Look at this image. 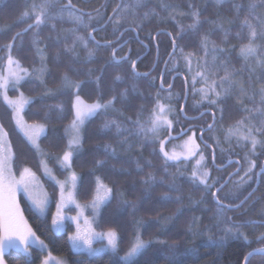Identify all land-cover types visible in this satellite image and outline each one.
I'll return each instance as SVG.
<instances>
[{"label": "trees", "instance_id": "16d2710c", "mask_svg": "<svg viewBox=\"0 0 264 264\" xmlns=\"http://www.w3.org/2000/svg\"><path fill=\"white\" fill-rule=\"evenodd\" d=\"M32 2L33 0H0V29H6V31L0 33V46L6 44L14 33L22 30L27 24L34 21L33 16L31 20L18 22L25 10L31 11L30 5ZM36 2H39V0H36ZM60 2L66 3L67 0H60ZM72 2L77 7L84 9L85 12L99 7L104 14L99 24L93 21L94 27L100 29L103 26L102 30L93 33L96 40L101 42L105 40L115 41L117 36H120L119 32L113 34V24L108 23L105 25V21H107L108 15L112 13L113 7L118 3H122V0H72ZM123 2L130 3L131 0H123ZM160 2L161 0H144L143 5L136 9L135 16L129 13L128 19L130 21L135 19L142 26L138 34L137 32L127 31L124 32L123 36H120L119 40V44L122 47L118 50L117 55L122 56L131 49L130 59L137 60L136 70L138 72L149 73L146 77L133 78L130 63H124L119 66L106 63L109 61L112 49L104 47L96 49L95 42L91 40H89L88 47L95 50V58L91 61L85 59L87 49L82 46L77 47L78 58L66 52L65 45H71L73 39L72 33L68 30L76 27L67 18L66 14L63 20H50L47 24L41 26L38 45L32 43L33 33L29 32L22 37V43L21 40H17V47L12 50V55L21 62L24 68L29 70L33 69V67L39 68L41 66V55L37 52L38 48L43 49L42 54L46 57L45 65L47 71L45 72L43 84L35 76H30L22 82L18 91L10 89L9 93L13 96L19 92H23L26 96L34 98L33 102L23 112L24 119L28 123L45 125L46 131L40 138L39 144L41 150L48 154V156L38 155L24 135L15 127L11 110L1 101L0 125H3L4 130L8 132V138L15 153L14 172L18 174L23 168H30L38 175L43 185L52 194H57L58 189L43 174L40 161L41 159H48V163L56 170L57 175L63 174L56 165L55 159L48 157L62 155L66 149L68 137L65 135V128L73 118L71 104L74 97L70 91H65L63 94L56 96H48L45 94L46 89L57 88L61 83L62 75L67 73L73 80L84 81L79 94L82 98L92 102L97 99V86L95 80L87 76V69H95V75L99 73V70L103 66L104 76L100 85V89L104 93L103 99L107 100L113 94V88L116 93L125 89L128 91V100L126 102L117 101L115 105L116 109H118L117 112L110 111L106 115L101 113L86 122L82 130V152L78 157L74 158L72 163V170L83 178L76 192V198L79 202L85 204L92 199L95 193V178L97 176H100L103 182L113 189V198L110 203L102 208L96 229L98 231H106L109 228L116 230L120 237L118 255L114 256L110 253H103L91 257L86 253L73 251L68 240L69 234L74 229L72 225H68L65 232L54 233L52 231L51 215L37 218L29 210L30 207L26 201L23 198L20 199V208L24 218L33 231L48 245V250L51 254L66 257L69 264H123V262L119 261V256H123L128 250L135 241L137 233L144 240L151 239L152 244L134 260L133 264H242L246 253L252 249L264 246V240L255 242L256 237L264 233V220H259L261 223L255 225L244 224L241 228V231L253 241L250 244L245 243L243 239L234 238L227 239L220 246L210 243L208 241L209 235L214 240H218L224 233L219 228L213 226L215 224L214 214L216 207L212 202L210 194H208L203 203L197 205L191 204L188 199L191 196L192 199L199 200L201 193L204 191L202 187H195L190 182L189 177L193 171L192 159L181 161L179 165L170 162L167 165V171H165L162 154H159L158 142L155 144L148 143L141 150L140 141L142 138L132 137L130 143H132L133 147L131 150H126V146L121 147L118 143L121 137L115 134L114 127L110 131L102 127L106 119H117L124 127H130L125 119L126 117L131 116L135 119L137 112L143 106V115L140 117L143 120L150 115L151 109L156 104V100L159 99L175 109V112L172 114L174 137L181 132V129H185L186 134L190 130L197 129L194 126L195 124H199L201 128L205 129L212 122V114L206 113L200 118L193 120H187L182 116L180 108L184 102L186 92H188L187 101L184 106V114L187 117L194 118L207 110L216 113L213 129L203 134V141H206L210 147H207L199 139L201 128L195 130L196 138L207 154L206 166L210 169L213 178L219 177L223 183L225 181L224 178H227L230 171L237 168L233 166L235 163L227 166L225 169L219 170L215 168L212 163V150L216 155L215 164L217 166H223L229 159L234 160L236 156L242 159L243 155L251 153L250 143L245 144L244 147H240L235 137H232L230 140L226 139V131L230 126L235 127L236 122L247 115L243 111L245 106L248 108L261 106L259 105V95H256L254 100L249 99L243 96L239 92V87H237L227 97L222 99L218 105L210 106L209 104H205L197 111L188 112L191 99L197 98L200 95L196 91L192 97L193 84L191 85L189 80L191 79L192 81V76L202 70V67L197 66L198 61L203 65L206 59L209 68L215 73V76H209V81L211 79H217L218 81L219 77L224 76L225 66L229 71L234 70L236 73L234 79L238 84H244L248 89L249 95H251L253 88H258L261 83H264V71L259 68L255 72L250 71V66L255 64V59L245 60L240 55L241 46L248 43V30L240 28V20L247 14V5L251 0H236V2L243 5L238 17L235 15L231 0L219 6L215 3V0H165L167 3L179 5L175 11L172 9H162ZM256 2L260 3V0H256ZM190 3L200 10L202 23L196 31H188L178 39L176 55L173 57V61L167 65L163 79V88H161V71L165 70V60H168L169 53L173 51L172 37L168 33L175 34L179 30L177 22L182 25L192 23L190 15L182 16L178 14L180 12L189 13L191 11L188 7ZM151 9H155L158 15H150L144 18V13ZM255 12L259 15H264V8L258 7ZM173 14H175V20L171 18ZM93 15H95L94 11ZM218 19L224 22L222 30L217 29L212 23ZM228 19H232L234 22L228 24ZM85 21L87 22V17H85ZM52 24H55V28L52 27ZM127 26V24L124 25V27ZM77 30L79 34L86 35L87 30L85 28L78 27ZM225 32L228 33L227 38L224 36ZM238 33L239 36L237 35ZM203 35H208L211 41L224 49L223 53H216L217 61L215 65L212 64L213 54L211 52L205 57L204 49L201 46V36ZM256 43L260 46V52L264 53V38H258ZM113 47H116V44H113ZM180 48L183 49L184 54L194 53L191 58V72L188 70L187 62L180 55ZM0 52L4 57L8 55L6 49L0 50ZM158 56L159 58H157ZM220 61H224L225 65H221ZM173 63L176 64L175 69H173ZM117 73L123 77V82H117L113 85L112 78ZM176 74H181L182 76H178L172 81L173 76ZM169 84L172 85L171 99H169ZM203 84L204 81L199 80L195 84V88L199 89ZM133 85L136 88L135 92L132 91ZM219 90L218 88L217 91ZM141 93L143 95H140ZM157 93H159V96H157ZM61 103L65 107L63 114L52 107ZM220 108L224 109L222 119L219 111ZM121 112L123 116L120 115ZM46 116L47 118L45 119ZM262 122H264V116H256L252 124L255 127H264V123ZM186 134L179 135L178 138L172 140H178ZM122 135H127V133H123ZM258 137L264 140V136ZM105 143L116 147L117 154L115 157L109 156L107 163L102 168L91 171L95 160L105 158L103 151ZM255 154L259 159L264 157V143L256 147ZM147 161H151V167L147 166ZM137 162L142 165V171H137ZM177 168L182 173V175L177 174L175 178L178 190L172 191L170 194L173 197L177 195L183 196L180 204L186 210L182 215L168 222L167 226L162 229L160 223L156 222L158 214L161 219L166 216H172L175 209L179 206L177 203L162 202L159 199L161 193L169 192V184L172 183L173 175L177 173ZM121 169H125L126 171H121ZM149 172L154 175L155 181L154 186L151 188V195L145 198V186L141 183V178ZM238 173L224 187L227 190L229 189L226 194L237 192L235 188L236 182L239 180L236 177ZM234 180L235 182H233ZM261 181L258 185L259 188L260 184H262L258 193L254 196L257 192L256 190L243 207L234 210L236 211L235 213L229 211L227 213L228 216H240L241 218L264 216V180ZM252 186L253 183H249L247 185L248 189L244 188V191L239 194L238 199H229L225 203H239L252 191L254 188ZM119 193H123V197ZM220 195L224 194L220 193ZM121 199L137 201V210L133 212L131 207H121ZM254 200H257L258 203L255 206H251ZM53 204L54 201L52 207ZM193 216L200 218L201 227L205 225L210 226L205 230L204 234L196 237L186 233L188 222ZM137 221H143V226L138 224ZM234 221L244 222L248 220ZM173 242H176L178 249L174 260L170 262L165 259V255L168 253V245H171ZM189 247L195 248V253L184 254V249ZM30 252L31 256L26 257L19 250L9 249L5 252L4 259L6 264H40L45 253L33 247L30 248ZM259 260L264 264V256H254L248 264H258Z\"/></svg>", "mask_w": 264, "mask_h": 264}, {"label": "snow or ice", "instance_id": "6c2138e0", "mask_svg": "<svg viewBox=\"0 0 264 264\" xmlns=\"http://www.w3.org/2000/svg\"><path fill=\"white\" fill-rule=\"evenodd\" d=\"M229 0H215V3L223 5L228 3ZM235 15L238 17L240 10L243 7L241 3L236 2V0H231ZM144 0H131L130 3H118L112 9V13L108 15L105 25L108 23L113 24V34L119 32L120 36H123L124 32L133 31L139 32L141 24L137 23L135 19L129 20L128 14L131 13L135 16L136 9L142 6ZM160 7L162 9L168 10L172 9L175 11L179 5H173L171 3L161 0ZM191 10L189 13L180 12L179 15H190L192 23L187 25H182L177 22L179 30L173 34L168 33L172 37V47L173 51L169 53L168 60H165V70L161 71V88H163V79L165 72L167 70V65L173 61V57L176 55V50L178 48V39L182 37L188 31H196L198 26L202 23L200 19V10L191 3L188 5ZM248 12L240 20V28L248 30V43L243 44L240 48V55L245 59L249 60L254 58L255 64L250 66V71L255 72L257 68L264 71V53L260 52V46L256 43L258 38H264V15H259L255 10L260 7L264 8V0H260V3H257L256 0H251L247 5ZM31 11L25 10L18 22H23L24 20H31L34 16V21L27 24L25 28L20 31H17L13 34L12 38L4 45L0 46V50H7V60L6 63L0 68V97L3 98L4 103L11 109L12 118L15 121L16 127L23 133L27 138V141L31 146L37 151L38 154L42 156H48L40 149L38 140L41 135L45 133V125L39 123H27L22 113L25 110V106L33 102V97L25 96L23 92H19L18 96L15 98L9 97L8 90H19L22 85V82L30 76H35L41 84L44 83V73L47 71L45 60L46 57L43 56V49L38 48L37 52L41 55V66L39 68L33 67L29 70L24 68L21 65V62L12 55V50L17 47V40H21L22 37L29 33H33L32 43L34 45L39 44V30L42 25L47 24L50 20H63L65 14L67 18L74 24L76 27L69 29L68 31L72 33L73 39L71 45H65V51L71 53L73 57L78 58L79 53L77 52V47L82 46L87 49L86 60L91 61L95 58V50L88 47L89 40L95 42V48L99 49L101 47L111 48V54L109 61L106 63L114 64L116 66L122 65L124 63H130L131 71L133 78L148 76V72H138L137 69V60L130 59L131 49L128 52H125L124 55L118 56L117 52L122 47L119 44L120 36H117L116 40H105L103 42L96 40L93 35L94 32L102 30V27L98 29L93 26V21L99 24V21L103 19V13L100 8H96L92 11L85 12L84 9L77 7L72 0H67L66 3H61L60 0H33L30 5ZM93 11L95 15H93ZM150 15H158L155 9H151L144 13V18H147ZM87 17V22L85 21ZM175 20V14L171 16ZM234 21L228 19L227 23L232 24ZM217 29H223L224 22L221 20L212 22ZM127 24V27L124 25ZM52 27L55 28V24H52ZM78 27H83L87 30L86 35H81L78 32ZM6 31V29H0V33ZM228 33L225 32L224 36L227 38ZM239 36V33L237 34ZM59 39V37H58ZM113 44H116V47H113ZM201 46L204 49L205 57L211 52L212 64L215 65L217 61L216 53H223L224 49L218 47L215 42L211 41L208 35L201 36ZM180 55L188 64L189 72L192 71V56L194 53L184 54L183 49L180 48ZM159 58V56L157 57ZM221 65H225L224 61H220ZM198 67H202L201 71L195 73L192 76L193 82V92L198 91L201 94V102H207L210 106L218 105L222 99L227 97L233 89L239 87V92L248 97L249 99L254 100L256 95H259V105L264 106V83L258 88H253L251 95L248 93V89L244 86L243 83H239L234 79L236 75L235 71H229L225 66V74L222 77L217 79H211L209 81V76H215V73L211 71L208 66V62L205 59L203 65L198 61ZM176 64L173 63V69H175ZM78 71V70H77ZM93 68L87 69V76L95 80L97 86V99L91 103L86 102L81 95L79 94L82 85L84 84L83 80H73L67 73H64L61 78L60 85L55 88L46 89V95L56 96L63 94L65 91H70L74 97L71 109L73 112V118L70 121L69 125L65 128V135L68 137L66 149L63 151L62 155H54L48 158L55 159L56 164L59 167L61 172H68L69 175L65 177L63 181L58 180L53 174V169L48 166V159H41L40 167L43 170V174L49 180L55 181V184L59 187V199L57 200L56 207L57 211L52 216V231L59 233L65 230V223L68 220H71L76 224V232L70 234L68 237L69 242L73 250L77 252H86L89 256H96L100 253H110L111 255H118L119 253V240L120 237L115 229L109 228L106 231H96L93 225L98 226L99 217L101 215L102 208L111 202L113 198V189L103 182L100 176H97L95 193L92 199L89 202H86L84 205H81L76 200V192L79 188V185L82 183V176L75 171H72V163L75 157H78L82 152L83 148V136L82 130L86 122L90 119L96 117L97 115L104 113L105 115L112 111L117 112L115 105L117 101L126 102L128 100V91L122 90L119 93H116L114 88L112 89L113 94L107 99H103V91L100 89L101 82L104 76L103 66L99 70L98 74ZM203 80L204 84L201 88L196 89L195 84ZM117 82H123V77L117 73L112 78V84L115 85ZM227 85V87H225ZM171 88L172 85L169 84V99H171ZM220 89L217 91V89ZM133 92L136 91L135 85H133ZM140 95H143L142 93ZM159 96V93H157ZM254 106L252 108L244 107L243 111L247 113L245 117L237 121L235 127L230 126L227 129L226 139H231L232 137H237V144L245 143L251 144V152L255 154V149L258 144L264 143V140H260L258 136H264V127H255L252 124L253 119L256 116H264V107ZM54 110H57L61 114L64 113L65 107L63 103L52 106ZM180 111L183 112V106H181ZM221 113V119L223 118L224 109H219ZM175 112V109L164 103H161L159 99L156 100V104L151 109L149 116L145 117L143 120L140 118L143 115V106L137 112L136 118L133 119L131 116L126 117L127 123L130 127H124L122 123L117 119H106L102 125L105 130H111L115 128V134L120 136L121 139L118 143L121 147L126 146V150H131L133 147L130 140L132 137L142 138L140 141L141 150L148 143H159V154H162L165 171H167V165L170 162H174L177 165L181 162V156L184 160H188L189 157L195 158L199 154L200 159L196 160V165L193 167V171L190 174V182L195 187H202L203 192L199 200L192 199L189 196V201L193 205L203 203L208 194L211 195L212 202L215 204V224L213 226L219 228L224 235L218 240H214L211 235L208 236V241L210 243L216 244L217 246L222 245L227 239H243L245 243H252L253 241L241 231V228L244 224L255 225L261 223L255 220H248L244 222H236L233 220V217L228 216L229 211H233L236 208L243 207L247 200L251 197H245L244 200L239 203H225L226 200L233 199L236 200L239 197V191L225 194L221 196L220 193L226 187V183L221 182V178H213L209 170L203 166V161L205 157L203 152L200 150L199 144L196 142V136L193 134L188 137V140L185 142V152L177 153L175 151L169 152L166 151V142L171 139L178 138L179 135L186 134L185 129H181V132L177 136H172L174 121L169 119V114ZM123 116V113H120ZM216 113L213 112V123L208 124L207 130L211 131L214 127ZM47 116L45 117V119ZM247 121V123H246ZM264 123V122H262ZM246 129V131H244ZM163 131H167L168 135L163 139H160V134ZM204 128H201L200 140H203ZM127 133V135H122ZM8 132L4 130L3 125H0V264H6L4 259V254L8 249H18L26 257L31 256L30 248L37 246L40 251H44L48 246L45 244L32 227L25 220L23 212L20 208L19 203L16 199V194L18 191L23 190L30 202V211L33 212L37 218L45 217L48 210V205L50 202V197L45 195L43 199L36 198L32 195L30 191V185L32 181L36 180V175L31 171L30 168H23L20 171L19 179H17L13 169L15 167V153L12 150V146L7 143ZM205 145L207 142L205 141ZM103 151L105 153L104 159H97L94 162V167L91 171L102 168L107 163V158L109 156L115 157L117 154V148L112 144L105 143L103 145ZM155 153V149L153 150ZM223 151V149H222ZM233 161L229 160V163ZM147 166L151 167V161H147ZM213 165H215V153H213ZM240 165V161H235ZM223 167V166H218ZM256 162L254 160L249 162L248 167L244 171V175L239 178L236 182L237 189H241L246 186L253 179H259L261 176H264V165L260 166V171L255 172ZM137 171H142V165L137 162L136 164ZM121 171H126L121 169ZM236 172H239V168L236 169ZM180 173V169L177 168V173L173 175V181L169 184V192L161 193L159 199L162 202H174L179 206L175 209V212L172 216L160 218L159 214L156 217V222L160 223V227L163 229L167 226L168 222L172 221L174 218L179 217L186 210L180 202L183 200V196L177 195L173 197L170 193L172 191H177V186L175 184L176 175ZM234 173H229V176H232ZM226 181L227 178H224ZM155 177L149 172L144 177L141 178V183L144 187V196L147 198L151 195V188L154 186ZM213 189H215L213 191ZM123 197V193H119ZM75 206L77 213L75 216H68L67 210L72 206ZM120 206L123 208L131 207L133 212L137 210V201H129L126 199H121ZM91 209L92 215L86 216L85 209ZM81 220H83V226L81 225ZM138 224L143 226V221H137ZM210 226L205 225L201 227L200 218L193 216L188 222L186 233L190 234L193 237L204 234L205 230ZM264 240V233H261L260 236L256 237L255 242ZM106 241V243H105ZM165 243V242H161ZM99 244V247L95 245ZM152 244V240H144L139 233H137L135 241L131 244L128 250L124 253L123 256H119V261L123 264H133L134 260L138 258L144 251H146ZM178 245L176 242H173L171 245H168V253L165 255V259L170 262L174 260L177 255ZM196 249L189 247L184 249V254L195 253ZM253 253H264V246H261L256 249H252L250 252L246 253L244 257V264H247L249 258ZM40 264H64V261L55 257H52L49 252L48 256L44 257Z\"/></svg>", "mask_w": 264, "mask_h": 264}, {"label": "rangeland", "instance_id": "374dc122", "mask_svg": "<svg viewBox=\"0 0 264 264\" xmlns=\"http://www.w3.org/2000/svg\"><path fill=\"white\" fill-rule=\"evenodd\" d=\"M6 60H7V55H6V57H4L2 54H1V52H0V68H2L3 67V65L6 63ZM44 76H45V73H44ZM44 76H43V79H44ZM190 80V84L192 85L193 84V82L191 81V79H189ZM211 81V80H210ZM201 88V87H200ZM10 90V89H9ZM9 90H8V95H9V97H13V98H15L16 96H18V94H16V95H10V93H9ZM198 92V91H197ZM199 93V92H198ZM200 94V93H199ZM193 95H195V92H193V86H192V97H193ZM26 96V95H25ZM74 99V98H73ZM84 99V98H83ZM86 102H89V103H91V101H87L86 99H84ZM0 101L1 102H3L4 103V101H3V98L2 97H0ZM160 102L161 103H164L163 101H161L160 100ZM5 104V103H4ZM164 104H166V103H164ZM205 104H208L206 101L205 102H201V94L197 97V98H192L191 99V101H190V107H189V110H188V112L189 113H191L192 111H197V110H199L203 105H205ZM166 105H168V104H166ZM28 105H26L25 106V108L27 107ZM8 107V106H7ZM9 108V107H8ZM10 109V108H9ZM11 110V109H10ZM191 111V112H190ZM173 114V113H172ZM172 114H169V119H172ZM11 115H12V111H11ZM22 115H23V118H24V114L22 113ZM13 119V118H12ZM25 120V119H24ZM26 121V120H25ZM13 122H14V124H15V121H14V119H13ZM28 123V122H27ZM29 124H32V123H29ZM15 127H16V125H15ZM17 128V127H16ZM18 129V128H17ZM46 129V128H45ZM18 131L21 133V134H23L19 129H18ZM244 131H246V129H244ZM226 133H227V131H226ZM193 134H195V130L193 129L192 131L190 130V131H188L187 132V134L184 136V137H182V138H180V139H178V140H169V141H167L166 142V151H169V152H172V151H175V152H177V153H181V152H185L186 151V149H185V142L188 140V137L189 136H192ZM44 134H42L41 135V137L43 136ZM168 135V132L167 131H163L161 134H160V139H163L165 136H167ZM175 134H173V132H172V136H174ZM195 136H196V134H195ZM25 137V136H24ZM40 137V138H41ZM258 139H259V137H257ZM25 139L27 140V138L25 137ZM40 140V139H39ZM39 140H38V143H39ZM235 140H236V142H237V137H235ZM196 142H197V144H199V142H198V139H196ZM7 143H9L10 144V141H9V138L7 137ZM30 144V143H29ZM11 145V144H10ZM31 145V144H30ZM40 145V144H39ZM251 145V144H250ZM249 145V146H250ZM258 145H260V144H258ZM257 145V146H258ZM12 146V145H11ZM199 146H200V150L203 152V155H204V157H205V160L202 162L203 163V166L204 167H206L207 168V166H206V157H207V154H206V152H205V150H203V148L201 147V145L199 144ZM245 146V143H241L240 144V147H244ZM159 147H160V145H159ZM40 149H41V147H40ZM12 150H13V148H12ZM39 155V154H38ZM181 161H188V160H191L192 159V162H193V164H192V167H194L195 165H196V160H198V159H200V156H199V154H197L196 156H195V158H192V157H189L188 158V160H184V158H183V156H181ZM57 165V164H56ZM48 166H49V168H52L53 169V174L56 176V178L58 179V180H61V181H63L64 179H65V177L66 176H68L69 175V173L68 172H63V174H61L60 176L59 175H57V172H56V170L52 167V166H50V164L48 163ZM58 166V165H57ZM248 167V166H247ZM59 168V167H58ZM208 170H209V172H210V174H211V171H210V169L209 168H207ZM14 171V170H13ZM32 171V170H31ZM73 171V170H72ZM33 172V171H32ZM15 173V172H14ZM15 175H16V177H17V179H19V175H20V172L17 174V173H15ZM35 175H36V173H35ZM212 176V175H211ZM36 180H34V181H32V183H31V185H30V191H31V193H32V195L34 196V197H36V198H39V199H43L44 197H45V195H47L48 197H50V202H49V205H48V210H47V212H46V215H45V217L46 216H48L49 214L51 215V220H52V216H53V214L54 213H56V211H57V207H56V203H57V200L59 199V192H60V189H59V187L55 184V181H52V180H50V181H52L54 184H55V187H57V189H58V191H57V194H56V196H55V194H52V192L51 191H49L44 185H43V183L41 182V180H40V178L38 177V175H36ZM47 178V177H46ZM48 179V178H47ZM49 180V179H48ZM233 182H235V180L233 181ZM249 184V183H248ZM247 184V185H248ZM247 185L246 186H244L243 188H241V189H237V191H240L239 192V194L241 193V192H243L244 190V188H247ZM248 189V188H247ZM53 192H55V190H53ZM76 195V194H75ZM55 197V198H54ZM21 198H23L25 201H26V203L29 205V207H30V202H29V200H28V196H27V194L23 191V190H21V191H18L17 192V194H16V199H17V202L19 203V205H20V199ZM54 201V204H53V207H52V203H53V201ZM76 200L78 201V199L76 198ZM79 202V201H78ZM81 205H84L83 203H81V202H79ZM76 213H77V209L75 208V206L73 205L69 210H67V215L68 216H75L76 215ZM86 216H91L92 215V212H91V209L90 208H88V209H85V213H84ZM42 218H44V217H42ZM68 225H72L73 226V231L70 233V234H73V233H75L76 232V224L74 223V222H72L71 220H68V221H66V223H65V230L64 231H62V232H65L66 231V229H67V227H68ZM81 225L83 226V220H81ZM93 227L95 228V230L96 231H98L97 229H96V225H93ZM62 232H59V233H62ZM54 233H56V232H54ZM69 234V235H70ZM105 243H106V241H105ZM46 244V243H45ZM71 244V243H70ZM47 245V244H46ZM48 246V245H47ZM96 247H99L100 245L99 244H96L95 245ZM72 247V246H71ZM33 248H37V249H39L37 246H33ZM9 250V249H8ZM16 250H18V249H16ZM72 250H73V248H72ZM7 251V250H6ZM20 251V250H19ZM30 251V250H29ZM73 251H75V250H73ZM42 252H44L45 253V255H44V257H46V256H48V254H49V250H48V247L44 250V251H42ZM75 252H77V251H75ZM82 253H86V252H82ZM87 254V253H86ZM100 254H103V253H100ZM100 254H98V255H100ZM52 255V257H55V258H58V259H61V260H63L64 261V264H69V262H68V260H67V258L66 257H62V256H55V255H53V254H51ZM88 255V254H87ZM97 256V255H96ZM91 257H93V256H91ZM258 264H263L262 263V261L261 260H259L258 262H257Z\"/></svg>", "mask_w": 264, "mask_h": 264}, {"label": "flooded vegetation", "instance_id": "af4514ba", "mask_svg": "<svg viewBox=\"0 0 264 264\" xmlns=\"http://www.w3.org/2000/svg\"><path fill=\"white\" fill-rule=\"evenodd\" d=\"M194 126H196V128L197 129H199V128H201V126L199 125V124H195ZM197 129H194V130H197ZM260 140H263V138H259ZM263 144V143H262ZM262 144H260L259 146H261ZM229 160H233V159H229ZM234 160H239L240 161V165H241V170L239 171L240 173H238V175H236V177H238V178H240L241 176H243L244 175V171H245V169L247 168V166L249 165V162L250 161H252V160H254L255 162H256V167H255V172H258L259 170H260V166L262 165V163H263V161H264V157L263 158H258L257 156H256V154H252V152L250 153V154H248V155H243V157H242V159L241 158H239L238 156H236V157H234ZM233 166L234 167H238V164L237 163H235V164H233ZM235 168V169H236ZM234 170V169H233ZM232 170V171H233ZM232 171H230V173L232 172ZM235 171V170H234ZM235 177V178H236ZM260 180H264V176H261V178H260ZM261 181V182H262ZM249 183H253V186H254V184H255V179H253L252 181H250ZM261 185L262 184H260V186H259V188L257 189V192L254 194V196L258 193V191H259V189H260V187H261ZM252 186V187H253ZM228 187V186H227ZM237 188V187H236ZM236 188H235V190H236ZM227 189H225L224 188V190H222V194H226V192L228 193V190L226 191ZM250 191V190H249ZM224 195H221V196H224ZM258 200V199H257ZM257 200H254L253 201V203H252V205L251 206H255V204L256 203H258L257 202ZM263 208V207H262ZM230 212H232V211H230ZM233 212L235 213L236 211H234L233 210ZM232 214V213H231ZM233 220H255V221H259V220H264V216L263 217H257V218H254V217H252V218H241L240 216H237V217H233Z\"/></svg>", "mask_w": 264, "mask_h": 264}, {"label": "water", "instance_id": "95a60500", "mask_svg": "<svg viewBox=\"0 0 264 264\" xmlns=\"http://www.w3.org/2000/svg\"><path fill=\"white\" fill-rule=\"evenodd\" d=\"M178 76H182L181 74H176L175 76H173V78H172V81L176 78V77H178ZM187 97H188V92H186V96H185V99H184V102H183V104H182V106H183V112H181L182 113V116L185 118V119H187V120H193V119H197V118H200L201 116H203L204 114H206V113H209V114H212L213 115V112H211V111H209V110H207V111H204V112H202L199 116H196V117H194V118H192V117H187L185 114H184V106H185V103H186V101H187ZM215 122V121H214ZM211 123H213V119H212V122ZM206 131H208L207 130V128H205V131L203 132V134L206 132ZM201 136V132H200V134H199V137ZM201 141H203V140H201ZM204 142V141H203ZM204 144H205V142H204ZM208 145V144H207ZM207 147H210V145H208ZM213 153H214V151L212 150V161H213ZM215 160H216V155H215ZM231 161H233L232 163H229V161L228 162H226V164H224L223 165V167H218L216 164L214 165L215 166V168H217V169H219V170H221V169H225L227 166H229V165H231V164H233V163H235V161L236 160H231ZM262 165H264V161H263V163H262ZM237 168H239V171H240V169H241V165H239ZM260 171V170H259ZM258 171V172H259ZM232 173H234L232 176H227V180L226 181H224L223 183H226V185L229 183V181H230V179L235 175V174H237L238 172H236V170L234 171V172H232ZM259 183H260V178L257 180L256 179V184H255V186H254V188L252 189V191L250 192L251 193V195L253 194V193H255V191L257 190V188H258V185H259ZM247 196H249V194L247 195ZM246 196V197H247ZM245 199V198H244ZM243 199V200H244ZM238 208H236V209H234V210H237ZM250 252V251H249ZM254 256H264V253H253V255L249 258V260L247 261V264L249 263V261L251 260V258L252 257H254ZM242 264H244V260H243V263Z\"/></svg>", "mask_w": 264, "mask_h": 264}]
</instances>
